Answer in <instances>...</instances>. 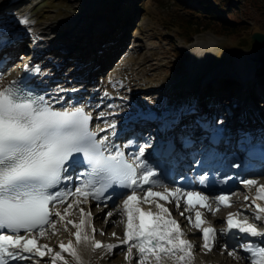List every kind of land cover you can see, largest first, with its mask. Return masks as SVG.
<instances>
[{"label": "rangeland", "instance_id": "obj_1", "mask_svg": "<svg viewBox=\"0 0 264 264\" xmlns=\"http://www.w3.org/2000/svg\"><path fill=\"white\" fill-rule=\"evenodd\" d=\"M228 1L225 3L222 0H92L84 20H79L78 22L81 21V24L77 26L75 22L77 23L78 17L80 16L81 19L85 12L87 0H24L22 3L20 2L21 5H14L17 7L13 6L10 10L0 11V24L23 25L27 35L31 38L37 35L42 36L44 41L40 43V46L43 48H49L55 43H67L76 38L71 37V33L76 34L82 29L90 28L88 25L93 24L98 29L96 30L98 32L97 41L93 44L96 52L90 51L89 56L97 54L100 68L98 74L99 93L114 92L115 90L126 91L133 94L134 100L144 108L151 106V109H155V107L169 104L179 111L185 108H183L184 103L191 95L195 97L191 104L196 102L200 90L198 87H201L199 85L201 78L209 75L211 76L206 79H212L211 77H226L228 80L239 78L232 74L231 69L234 68V64V72L239 69L244 70L243 67L259 68L262 65L264 67V63L261 62L264 50L257 49L255 43L250 39V35L254 32L264 34V0ZM176 2L179 4L178 6L175 4ZM204 6L212 12L218 13V18L207 13ZM195 10L200 13L192 14V11ZM121 15L123 16L121 17ZM118 16L120 20L124 17L120 21V25H125L121 31L119 30L120 26L117 25L119 23V21L117 22ZM179 18L190 19L199 23L201 27L209 24V29L204 30V28L202 32L190 38L183 37L182 35H186L188 32L184 28H178ZM23 19H27V25L20 23ZM66 36L68 37L66 38ZM62 38L64 41H61ZM246 38L250 40L251 45L245 48L240 47L242 43H245L244 39ZM90 44L91 42L87 45ZM18 52H21V48H15L8 54L17 55ZM246 53H249V56L244 58ZM63 55L60 54L62 57L59 61L66 62L68 58L66 56L63 58ZM73 57L72 61L63 68L65 73L71 72L74 65L78 63L77 55H73ZM241 57L243 58L241 59ZM15 60L6 71L0 72V76H6L11 69H16L19 66L18 63H24L27 60V56L24 54ZM1 84L2 82H0ZM258 85L264 87V79L255 81L254 89L251 92L252 96L257 97ZM242 86L238 88L233 85L230 89L220 88V91H216L213 96L212 91L208 89L206 94H202L206 97L203 100L198 99L204 110L201 113L202 117L205 118L211 112L212 121L218 118L216 123L221 125V119L225 118L228 109H231V100L227 102L224 98L239 94L243 91ZM149 89L150 93H144ZM207 94L212 98L207 100ZM244 95L240 100L252 105L253 101L248 98V94L244 93ZM259 98L264 99V92L259 93ZM259 109L261 110L260 107ZM190 123L193 124V122ZM152 133L154 130L147 135ZM139 143L140 146H143L142 142ZM261 175L263 173H254L248 179L255 181V184H243L242 187H237L228 194L230 195V207L223 206L218 210L206 212V222L215 224L216 230L215 243L211 251L205 249L198 230L189 223L190 216L185 215V210L189 209L182 197L179 208L176 206L175 200L162 206L171 212L170 218L173 217L177 220L179 229L184 235L183 239L193 246L187 252L185 261L180 260V253L171 254L172 256L156 253L151 256V259L148 257L149 253L145 255L146 257H141L136 248H132L129 253V245L122 243L124 240L122 225L125 220L120 211L123 198L118 200L120 204L117 201L110 206L103 204L98 206L96 203L85 200L82 196L75 195L68 200V203H73L71 208H68L66 203L53 209L54 226L49 225L43 231V235H37V243L46 246V248L43 247L48 255L46 261L39 262L32 258L28 260L26 258L21 259L18 264H46L54 259L57 254L54 243L61 237L67 238L71 234L69 228L71 229V225L79 223V219L82 217L81 209L91 218L88 225L95 229L94 233L92 232L93 236L105 238L111 245L116 246L111 250L94 253L91 256L93 264H138L140 261L143 264H251V261L243 259V255L239 253L238 250L242 245L239 241L225 250L218 229L222 225L224 213L226 214L228 211L243 213L240 215L241 217L259 228L260 224L255 220L253 211H250L252 209L248 206V200L246 201L245 197L247 196L249 199L252 195H257V189L264 187L262 178L259 181L256 180ZM155 181L157 183L152 187L175 191L173 183H163L159 179H155ZM138 192L143 193V191ZM236 193L235 197L238 199L233 198V194ZM136 195L144 203V194L137 193ZM148 200L150 203L144 204H151L156 211L159 210L156 207L157 202L153 198H148ZM56 212L60 213V216L63 217L62 220L55 215ZM108 213H112V215L109 216ZM75 215L79 218H75ZM87 215L83 214V216ZM74 220L75 222H73ZM69 238L71 237L67 239ZM48 249H51V252ZM232 251H235L236 254L229 255V252ZM154 257L155 259L152 261ZM177 259L179 261H176Z\"/></svg>", "mask_w": 264, "mask_h": 264}, {"label": "snow or ice", "instance_id": "obj_2", "mask_svg": "<svg viewBox=\"0 0 264 264\" xmlns=\"http://www.w3.org/2000/svg\"><path fill=\"white\" fill-rule=\"evenodd\" d=\"M20 23L27 25L28 21L23 19ZM18 83L13 82L0 91V264L42 256L41 249L35 244L36 237L38 234L43 235L47 225L54 226L53 209L58 205L67 203V207L71 208L69 198L83 194L85 200L90 198L97 201L98 206L101 203L107 206L108 201L112 199V194L108 190L110 188L114 190L115 187L131 192L130 195L122 193L127 195L123 203L127 223L122 243L129 245V253L132 248H138L141 257L146 253L156 254L157 250L164 255L182 254L193 247L182 239L183 233L179 230L178 222L170 219L171 212L167 208L156 204L160 212L168 217L165 219V216L145 212L140 207L132 205L138 201L136 193L143 191L144 203H150L147 197L152 196L159 197L166 203L175 200L179 208L180 198L183 197L186 198L187 209L195 207V201L199 207L212 211V200L208 195L184 191L180 187L174 192L165 189L167 195L151 191V186L157 183L152 179L157 173L145 163L146 146H141L130 161L121 149L111 151L110 146L106 144L107 136L97 140V133L89 129L92 117L86 114L84 109L55 110L43 96L26 92L23 87H17ZM114 128L115 124H109L100 131L107 132ZM130 146V143L124 145L125 148ZM76 154H81L83 161ZM80 163L87 167L76 176L77 184L74 190L67 187L60 189L59 185H67L73 180L71 175L65 173L69 172L73 165ZM241 183L253 185L255 181L247 180ZM144 185L150 187L145 189ZM53 188L57 190L51 191ZM215 199L217 210L220 206H231L230 195H219ZM245 200H248L247 196ZM258 200H264V187L257 189V196L250 205L256 208L254 218L257 221L261 219L260 214L264 213V207L256 203ZM241 214L243 213L236 215ZM55 215L63 219L59 212ZM107 215L110 216L112 213ZM201 216V212L197 211L195 227L202 233L200 238L204 241L205 249L211 251L216 233L212 228H201ZM191 222L189 217V223ZM83 223L82 220L81 224ZM225 223L226 228L221 233L222 236L235 239L237 237L233 232L238 230L241 235L259 238L242 243V251L250 254L242 258L250 259L251 264H264V233H258L247 220L243 223L234 220L233 214L226 218ZM76 238L79 242V233L76 234ZM59 247L61 252L56 254L55 259H62L64 252L78 259L71 242L67 247L63 243ZM113 247L108 246L109 250ZM228 247L226 242L225 250ZM94 248L99 249L101 245L96 243ZM48 251L51 252V249ZM235 254V251L229 252V255ZM180 258L183 260L184 256L181 255ZM138 264L143 262L140 261Z\"/></svg>", "mask_w": 264, "mask_h": 264}, {"label": "bare ground", "instance_id": "obj_3", "mask_svg": "<svg viewBox=\"0 0 264 264\" xmlns=\"http://www.w3.org/2000/svg\"><path fill=\"white\" fill-rule=\"evenodd\" d=\"M5 0H0V3H3ZM90 2H92V0H87V2H86V10H85V12L82 14V17H81V19H80V16L78 17V19H77V23L75 22V24H77L78 26L81 24V21L80 22H78L79 20H84V17H85V15H86V13H88V8H90L91 7V3ZM0 6L2 7V5L0 4ZM93 9V8H92ZM0 11H2V12H4V11H6L5 9H1L0 8ZM1 13V12H0ZM83 18V19H82ZM73 26V25H72ZM88 27H90V28H88V31L86 32V34H85V36L87 35V40L85 41L86 43H90L91 42V44L88 46V45H82V47H83V49H87V48H89V47H94V45H93V41L95 40V33H98V32H96V30H98L97 29V27H95L93 24L92 25H88ZM1 32V31H0ZM14 34H15V36H21L20 34L21 33H18L17 31H15L14 32ZM70 35V34H69ZM36 37H42V36H39V35H37ZM68 36H66V38H67ZM71 37H76L75 39H72V41H74V43H77L78 42V40H80V34L79 33H77V34H75L74 36H71ZM63 38H65V37H63ZM63 38L61 39V41H64L63 40ZM28 39V38H27ZM25 41H27L26 39H25ZM70 42V41H69ZM69 42H67V43H69ZM57 44H59V43H55V44H52V46L50 45V47L48 48V47H46V48H43V47H41L40 46V43L39 44H37L36 46L40 49V54L42 55L41 57H40V59L37 61V62H35L37 65L38 64H41V65H43L44 67H43V72H42V74L44 73V72H46V70L48 69V70H51V72L52 73H56V74H59L60 72H61V69L63 70V68L66 66V65H68L69 64V62H71L72 61V59L74 58L73 57V55H77V61H83V56H88L89 55V52H90V50H87V51H85L83 54H78V51L75 49V50H73L71 53H70V55L69 54H65L64 52H62V53H59V54H54L53 53V51L51 52L50 51V48H52L54 45H57ZM64 45H62V48H64V46H65V42L63 43ZM3 51H6V50H3ZM24 54H26L24 51H21V52H18L17 53V55L15 54V55H12L11 57H10V59H16V58H20L21 56H23ZM38 53H36V55H37ZM60 54H64L63 55V58H64V56H66V58H68V60L65 62V61H59L60 60V57H62V56H60ZM249 53H246L245 54V57L244 58H246V57H248L249 55H248ZM54 55V57H53V59L50 61V62H47V63H44L45 62V59L47 58V57H52ZM73 57V58H72ZM237 57V56H236ZM243 57H241V59H242ZM240 59V60H241ZM91 60V59H90ZM55 62V64H56V66H59V65H61V68H56V67H54V66H52V64H51V62ZM27 62V61H26ZM61 62L63 63V64H61ZM11 64V63H10ZM19 64V66H23V63H18ZM79 66V63H77V64H75L74 65V68H76V67H78ZM238 67H240L239 65H237ZM243 68H245L244 70L243 69H239V70H236L237 71V73H236V71L234 72V69H235V64H234V68L233 69H231L232 70V74H235L237 77H239V79H241L240 80V82H242V89H243V92H240L239 94H235V95H232V96H229L228 98H224L227 102H229L230 100L232 101V100H237V101H239L242 97H244L245 95H244V93H247L248 94V97L250 98V100H252L253 102V104L252 105H249V104H247L246 102H244V101H240V103L241 104H243V105H245V107H246V114H247V116H245V118L244 119H246V121H248L249 119V117L252 115V114H254L255 112L256 113H258V112H261V113H264V99H261V98H259V93H261V92H264V87H262L261 85H258V95H257V97H255V96H252L251 95V92L253 91V89H254V86H255V81L257 80V81H260L261 79L256 75V72H255V67H243ZM56 69L59 71V72H56ZM89 69H90V67H88V71H89ZM83 70L84 69H82V71H81V69H79L77 72H75V70L73 69L72 70V74H73V76L74 75H76V74H79L78 72H83ZM231 70H230V72H231ZM13 71V70H12ZM12 71H10L9 72V74H7V77H8V75L10 76L11 75V73H12ZM229 71V70H228ZM51 72H49V73H51ZM86 73H87V71H86ZM94 74L95 73H89L88 74V79L89 78H91V76H92V78H91V80H93V76H94ZM209 76H211V75H209ZM209 76H205L204 78H201L200 79V84H203V81H205L204 82V84H206L208 81H209V79H206L207 77H209ZM55 77H57V75H55ZM2 79H5V77H2ZM213 79V78H212ZM215 79H217V78H215ZM85 80H87L86 78H85ZM48 82V81H47ZM82 83V82H81ZM84 83V82H83ZM118 83V82H117ZM196 83V82H195ZM216 83V82H215ZM118 84H120V83H118ZM117 84V85H118ZM59 85H60V83H59ZM193 85H194V83H193ZM68 86V85H67ZM78 86V85H77ZM87 86H90V85H87ZM83 87V86H82ZM86 87V86H85ZM130 91V90H129ZM203 91H205V89H204V87L202 88V90H199V93L200 92H203ZM218 91H220V90H218ZM135 92V91H134ZM149 93L151 92L150 90L148 91ZM113 93V92H112ZM213 94H215V93H212V96H213ZM110 95V94H109ZM113 95H114V97L112 98V102L111 103H109V104H106L105 106H106V108L107 107H109L108 109H109V111L110 110H113V111H116V112H125V111H127L128 110V108H127V110H126V108H124V109H121L120 111L118 110H116L114 107H116L117 105H119V104H115L116 102H118V97H124V98H126L127 99V101H129L130 103L132 102V101H134L133 99H134V97H133V94H131V93H129V92H118V91H116L115 90V92L113 93ZM106 97H108V95L106 96ZM106 97H104L103 96V98H101L102 100H104L105 101V98ZM199 97H201V98H199V100H203L206 96H202V95H200ZM240 97V98H239ZM212 97L210 96V95H208L207 96V100H209V99H211ZM263 100V101H262ZM110 102V101H109ZM255 102H257V103H255ZM126 104H128V103H126ZM200 104H202V103H200ZM257 104H262V108H261V110L259 109V107L260 106H257ZM110 106L111 107H113V108H111L110 109ZM118 107V106H117ZM243 106H241V108H242ZM255 108V109H254ZM135 111V110H134ZM89 112V111H88ZM110 112H107V114H109ZM128 112H126L125 114H127ZM137 113H139V111L138 110H136L135 112H133V114L132 113H128V114H131V116L129 115V117L130 118H134V117H138V116H140V114H137ZM127 114V115H128ZM173 116H175L176 118H181L180 120L182 121V120H184V118H183V114H181V113H179V112H177L176 114H174ZM175 117H173V118H175ZM150 119L152 118V117H149ZM188 118V117H187ZM113 122V119H110V120H106L105 122H102V126L103 127H105V128H107L108 127V125L109 124H113L112 123ZM104 124V125H103ZM148 124H150L151 125V123H148L147 122V125ZM191 128H190V131L188 132V133H192V134H195V133H197V132H195V127H194V125H192V126H190ZM260 132L262 133V130H260ZM113 131H110V134L113 136ZM120 133V132H119ZM108 134V133H107ZM109 134V135H110ZM105 136H107V135H105ZM112 136H111V141H108L109 142V144L108 143H106L108 146H112L113 145V138H112ZM104 137V136H103ZM210 158H213V155L212 156H209ZM262 169H264V167H262ZM263 172V175H261L259 178L257 177L256 178V180H260V178H262V183H264V170H262ZM245 173V175L248 173V171H245L244 172ZM154 178V177H153ZM172 178V175H171V177H170V179ZM169 179V180H170ZM236 187V186H235ZM234 187V188H235ZM184 191H190V189L189 188H186V189H184ZM223 195H228V193L227 194H223ZM237 195V193L236 194H233V198H236V199H238V197H235ZM209 197H210V199L212 200V210L214 211V210H217V202H216V197L217 196H215V195H212V194H209L208 195ZM255 196H257V195H255ZM251 200H254V198L253 199H251ZM237 201H239V200H237ZM261 207H264V200H258V201H256ZM73 204V203H72ZM157 204V203H156ZM133 206V205H132ZM149 206V207H148ZM133 207H136V206H133ZM221 207V206H220ZM84 208V207H83ZM140 208H143L144 210H146L147 212H152L153 214H155L156 215V209H155V207L153 206V205H151V204H147V206H141ZM79 209V208H78ZM85 209V208H84ZM206 210L208 211V209L207 208H201V207H199V205H197V211H199V212H201V214H202V216H201V222L203 221L204 223H205V219H204V213L206 214ZM220 211H224V210H220ZM251 211V210H250ZM67 212V211H66ZM229 213H231V211H228L226 214L224 213V216H226V217H228L229 216ZM83 214H86L87 215V213L84 211L83 212ZM83 214H82V217L79 219V223L77 222V224H73V225H79L80 227H73V225H71V229H72V231H71V235H69L68 237H71V238H69V239H67V238H65V240L64 241H62L63 242V244L67 247L68 245H69V242H71V245H72V248H73V250L77 253V257H78V259H74L71 255H69L67 252H64L63 254H62V259H60V260H57V259H55V260H53V262L54 263H58V262H60V261H62V262H60V263H58V264H93V261L91 260V256L94 254V253H100V252H104V251H107V249H109V248H107V247H103V248H101V249H96V248H94V245H95V237L93 236V234H92V231L89 229V225H88V223H89V220L91 219L90 218V216H83ZM256 214V212H254V215ZM67 215V214H66ZM261 215V219L262 220H264V213H261L260 214ZM223 216V217H224ZM78 216L77 215H75V218H77ZM218 217H220L219 215H218ZM222 217V218H223ZM79 218V217H78ZM248 218V217H247ZM220 219V218H219ZM225 218H223V220H224ZM68 220V219H67ZM84 221V223L83 224H81V221ZM211 220H212V218H211ZM215 220H217V219H215ZM215 220H213V221H215ZM73 222H75V220L73 221ZM258 223H260V222H258ZM213 225H215V224H213ZM171 227V226H170ZM173 227V226H172ZM69 228V227H68ZM69 231V230H68ZM77 233H79V236H80V240H79V242H77V238H76V234ZM197 233V232H196ZM74 234V235H73ZM73 235V236H72ZM182 238H184V235H182ZM67 239V240H66ZM259 239V238H258ZM189 250H186L185 251V253H180L181 255H183L184 256V261H185V257L187 256V252H188ZM160 253V252H159ZM169 255H171V254H169ZM175 255V254H174ZM172 256V255H171ZM170 256V257H171ZM146 257V256H145ZM165 257V256H164ZM169 257V258H170ZM176 257H178V256H176ZM181 257V256H180ZM162 258V257H161ZM166 258V257H165ZM187 258V257H186ZM160 259V258H159ZM168 259V258H167ZM174 259V258H173ZM176 259V258H175ZM181 260V259H180ZM152 261H154L153 259H152ZM162 261V260H161ZM169 261V259L167 260V262ZM174 261V260H173ZM176 261H179V259H177Z\"/></svg>", "mask_w": 264, "mask_h": 264}, {"label": "trees", "instance_id": "obj_4", "mask_svg": "<svg viewBox=\"0 0 264 264\" xmlns=\"http://www.w3.org/2000/svg\"><path fill=\"white\" fill-rule=\"evenodd\" d=\"M222 2H225V3H228L229 1L228 0H222ZM177 6L179 5L177 2L175 3ZM224 4V3H223ZM205 7V6H204ZM225 7V6H224ZM223 7V8H224ZM205 10L207 13H209L211 16L215 17V18H218L217 14L218 13H215V12H212L209 8L205 7ZM196 13H200V11L198 10H195V11H192V14H195L197 15ZM179 25H178V28L182 29H186L188 33L183 34L182 36L183 37H192L193 35L199 33V32H202V29L204 30H208L209 29V24H206L205 27H201L199 23H196L194 21H191L190 19L189 20H185V19H182V18H179ZM245 40V43H242L240 45V47H247L249 45H251L250 43V40L248 38L244 39ZM264 76V69L262 71V75L260 77H263Z\"/></svg>", "mask_w": 264, "mask_h": 264}, {"label": "water", "instance_id": "obj_5", "mask_svg": "<svg viewBox=\"0 0 264 264\" xmlns=\"http://www.w3.org/2000/svg\"><path fill=\"white\" fill-rule=\"evenodd\" d=\"M250 39L252 42L256 44V47L260 50H264V34L261 33H253L250 35ZM262 62H264V55L262 57Z\"/></svg>", "mask_w": 264, "mask_h": 264}]
</instances>
